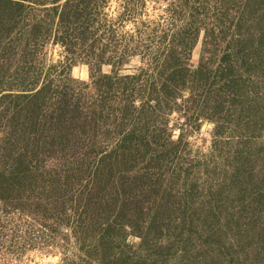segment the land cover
<instances>
[{
    "label": "trees",
    "instance_id": "trees-1",
    "mask_svg": "<svg viewBox=\"0 0 264 264\" xmlns=\"http://www.w3.org/2000/svg\"><path fill=\"white\" fill-rule=\"evenodd\" d=\"M119 1L0 0V264H264V0Z\"/></svg>",
    "mask_w": 264,
    "mask_h": 264
},
{
    "label": "rangeland",
    "instance_id": "rangeland-1",
    "mask_svg": "<svg viewBox=\"0 0 264 264\" xmlns=\"http://www.w3.org/2000/svg\"><path fill=\"white\" fill-rule=\"evenodd\" d=\"M123 3L119 0H109V14L115 15L118 10L122 12L121 6ZM117 10V11H116ZM148 14L150 15L151 19H155V16L159 13L155 6L151 4L148 9ZM129 27H127L128 29ZM200 52H201V43L196 47L193 57L191 59V63L196 66L200 60ZM49 55L54 58V60L58 59L59 56V49H50L49 48ZM143 67V61L141 58H135L130 61L129 64L123 66L122 73L126 74H135ZM111 68L105 67L103 72L110 73ZM72 77L80 82H88L90 78V68L85 63H78L72 69ZM213 126L211 124L205 123L201 130L196 134L192 135L189 139L191 146L195 150H202L206 151L210 147L211 143V134H212ZM51 164H55L52 162ZM132 241L134 243H139V239L133 238ZM60 253H64L61 250V247L58 248H50L49 246L46 247H39L29 249L25 251L21 256L9 255L6 256L10 259L9 264H59L60 262Z\"/></svg>",
    "mask_w": 264,
    "mask_h": 264
}]
</instances>
